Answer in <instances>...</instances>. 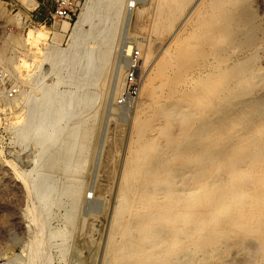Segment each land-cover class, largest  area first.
<instances>
[{"label": "rangeland", "instance_id": "rangeland-1", "mask_svg": "<svg viewBox=\"0 0 264 264\" xmlns=\"http://www.w3.org/2000/svg\"><path fill=\"white\" fill-rule=\"evenodd\" d=\"M110 1L74 0V16L69 20L48 16L54 7L51 0H0V264L107 262L110 228L119 205L120 173L134 134L133 122L137 113L150 106L141 88L131 103L117 104L126 46L139 48L142 61L150 51L140 69L143 83L158 53L196 0L183 4L176 20L161 31H154L156 0ZM211 2L203 0L201 15L211 14ZM87 7L90 9L83 34L72 43V27ZM235 7L229 3L227 10L237 16L240 10ZM126 8H132L131 15L126 14ZM245 8L252 12L248 14L251 19L243 21L237 16L239 21L232 25L236 26L233 36L237 40L232 42L226 64L244 59L251 52L255 68L264 73V0H245ZM62 22L68 25L64 31L59 28ZM192 23L186 24L181 33H188L194 27ZM109 30L112 36L107 38ZM246 34L254 37L250 43L242 42ZM208 59L200 64L202 68L199 65L198 70L189 71L188 79L177 86V91L189 89L192 79L211 72L213 60ZM165 79L157 76L153 83L158 85ZM44 91L51 103L43 122L52 120L58 127L41 141L34 127ZM251 91L240 99L245 103L252 100L257 110L262 109L264 86ZM59 106L66 110L56 122L53 115ZM251 113L244 108L237 121L244 122ZM153 120L157 125L161 122ZM156 132L152 129L148 135ZM237 237L222 240L215 255L207 257L199 252L186 257L184 264H239L242 258L254 259L255 240L245 237L243 241L249 244L239 248Z\"/></svg>", "mask_w": 264, "mask_h": 264}, {"label": "bare ground", "instance_id": "bare-ground-1", "mask_svg": "<svg viewBox=\"0 0 264 264\" xmlns=\"http://www.w3.org/2000/svg\"><path fill=\"white\" fill-rule=\"evenodd\" d=\"M188 1L156 0L154 31L171 25ZM202 2L196 0L176 25L140 87L150 106L137 113L133 122L134 134L120 173L119 205L110 228L106 264H184L186 257L196 253L215 255L219 243L234 235L238 236L235 240L239 248L249 244L243 241L245 237L256 243L254 256L250 254L254 259L242 258L239 264H264V190H260L264 187V107L257 110L252 100L245 103L240 99L242 94L264 86V73L255 68L251 52L244 59L226 64L236 39V26L232 25L237 16L250 20L248 14L252 12L246 10L245 0H212V12L204 16L199 13ZM229 3L239 8V15L227 10ZM89 9L83 8L76 19L72 43L83 34ZM126 9L131 15L132 8ZM191 20L194 27L182 34ZM59 28L64 31L68 25L62 22ZM111 33L109 30L107 38ZM246 36L242 42L250 43L254 38ZM248 43L242 46L246 48ZM131 49L126 46L124 63ZM149 52L144 59H148ZM208 58L213 60L211 72L192 79L189 89L177 91V86L188 79L189 71ZM157 76L166 79L155 85L153 79ZM42 93L37 105L39 120L34 127L41 141L58 127L55 121L43 122L51 97L46 91ZM70 105H66L67 110ZM244 108L253 113L240 123L238 115ZM62 110L66 109L59 106L55 110L54 120L65 115ZM153 118L161 122L157 125ZM152 129H157L156 135L149 136ZM72 133L75 136L76 131Z\"/></svg>", "mask_w": 264, "mask_h": 264}, {"label": "built area", "instance_id": "built-area-1", "mask_svg": "<svg viewBox=\"0 0 264 264\" xmlns=\"http://www.w3.org/2000/svg\"><path fill=\"white\" fill-rule=\"evenodd\" d=\"M54 7L48 11L49 17H58L71 20L74 16L73 6H76L74 0H51ZM141 62L142 53L139 48L131 49L125 63L123 75V85L117 98V104L131 103L140 92L141 81ZM14 91V90H12Z\"/></svg>", "mask_w": 264, "mask_h": 264}, {"label": "crops", "instance_id": "crops-1", "mask_svg": "<svg viewBox=\"0 0 264 264\" xmlns=\"http://www.w3.org/2000/svg\"><path fill=\"white\" fill-rule=\"evenodd\" d=\"M39 5V4H38Z\"/></svg>", "mask_w": 264, "mask_h": 264}]
</instances>
